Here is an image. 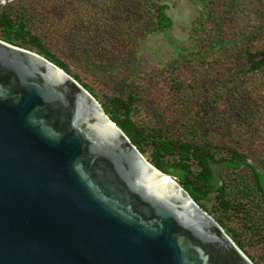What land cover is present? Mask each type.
Segmentation results:
<instances>
[{"label": "water", "instance_id": "obj_1", "mask_svg": "<svg viewBox=\"0 0 264 264\" xmlns=\"http://www.w3.org/2000/svg\"><path fill=\"white\" fill-rule=\"evenodd\" d=\"M0 264H254L45 56L0 39Z\"/></svg>", "mask_w": 264, "mask_h": 264}, {"label": "trees", "instance_id": "obj_2", "mask_svg": "<svg viewBox=\"0 0 264 264\" xmlns=\"http://www.w3.org/2000/svg\"><path fill=\"white\" fill-rule=\"evenodd\" d=\"M136 1L143 5L141 8L145 12L138 19H134L136 27L145 28L141 33L143 36L152 32L163 33L171 27L172 18L167 13L168 6L165 0ZM195 2L204 12V18L199 19L193 29L195 46H192L197 49L192 48L190 52H186L183 48L177 47L178 52L183 56H189L192 52L198 55L200 53L198 48L205 47L207 50H212L213 46L214 51L221 48V50L232 48L234 54L232 60L234 65L230 75L223 77L209 97L202 100L204 107L198 112V116L201 118L206 116L207 119L196 126H186L187 122L195 118L192 113L187 116L185 114L182 117H174L170 113L161 115L160 109L157 108L150 109L156 125L137 124L132 117L134 104L141 101L143 88L152 90L156 81H161L154 77L157 72L146 73L138 84L140 87L117 89L112 94L105 93L104 99L98 101L109 118L126 133L152 165L164 173L178 177L181 185L196 203L214 217L254 264H263L261 260L264 258V253L255 259V255L246 250L244 245L260 241L264 251V173L247 160L246 152L236 147L227 149V157L216 158V152L225 147L209 139V127L219 125L224 118H228L226 122L232 130L234 126H238L239 129L234 130L236 134L242 133L249 127V135L256 137L263 134L264 136L263 129L251 127L259 110L258 101H256V108H247L243 104L238 107L241 109L240 112L230 113L227 116L218 115L220 112L218 109H221L218 107L226 103L232 93L237 92L242 76L247 75L252 78L264 73V0H195ZM237 6L239 8L233 10ZM12 9L6 6L0 11V39L26 49L32 50L33 48L32 51L45 56L78 82L80 81L79 83L96 98L97 93L87 83L81 82L78 74L72 73L68 65L40 41L38 20L33 22L29 17L24 18L21 11L14 12ZM227 14L233 16L235 22L233 26L228 25L230 18ZM241 18L245 19L241 20ZM222 31H227V36H224ZM131 32H122L123 34L119 37L121 44L128 45V39L135 35ZM129 51V54L133 52L132 49ZM129 59L132 61L136 57H129ZM215 62L218 63V59L210 56L202 59L200 65L192 63L187 70L190 71L194 67L196 72L202 75L213 67ZM168 82L169 88L174 89L176 94L182 90L183 85L191 87V84H184L182 78L176 76L168 78ZM263 88L264 84H261L256 90ZM157 103L155 102L156 106ZM183 104L188 110L192 107L187 103L183 102ZM148 106L147 98L146 107ZM175 120L180 127L177 128ZM259 142L264 143V137L259 139ZM259 153L257 160L263 162L264 152L259 151ZM241 165L250 170L249 179H245L242 175H234L232 178L223 176V170L233 173ZM236 176L242 177L237 178ZM256 209L261 210L262 215L254 219L253 211ZM251 211L252 214H250ZM233 215L240 217L243 228L251 230L248 240L241 237L239 229L229 224Z\"/></svg>", "mask_w": 264, "mask_h": 264}, {"label": "rangeland", "instance_id": "obj_3", "mask_svg": "<svg viewBox=\"0 0 264 264\" xmlns=\"http://www.w3.org/2000/svg\"><path fill=\"white\" fill-rule=\"evenodd\" d=\"M165 2L168 6L167 13L172 18L171 27L163 33L152 32L144 36L141 33L145 28L136 27V20L134 21L145 13L141 8L143 5L136 0H3L0 1V11L10 6L14 12L21 11L24 18L29 17L33 22L38 20L40 41L63 60L72 73H77L81 82L87 83L97 93V100H103L105 93L112 94L117 89L140 87L138 84L146 73L157 72L154 77L161 81L157 80L152 90L143 88L141 101L134 104L132 117L137 124L156 125L150 109L159 108L161 115L170 113L174 117L192 113L195 118L187 122L186 126H196L207 119L206 116L204 118L198 116V112L204 107L202 100L209 97L223 77L230 75L234 65L232 62L234 54L232 48L214 51L215 48L212 46V50H207L205 47L198 48L200 50L198 55L192 54L193 52L189 56L181 55L177 47L183 48L186 52H190L192 48L197 49L193 47L195 46L193 29L199 19L204 18V12L195 0H165ZM236 8L239 6L234 7L233 10ZM12 15L14 16L15 13ZM228 18H230L228 25L233 26L235 24L233 16L229 14ZM124 31H132L131 34H135L133 38L128 39V45L121 44L119 39ZM136 31L140 32L135 33ZM222 34L227 36V31H222ZM130 49L133 51L131 54H129ZM210 56L218 59V63L215 62V65L202 75L196 72L194 67L190 71L187 70L192 63L200 65L202 59ZM229 56L231 57L228 58ZM129 57L136 59L131 61ZM262 74L264 75L260 73L252 78L247 75L242 76L237 92L232 93L226 103L218 107L221 108L218 109L220 111L218 115L227 116L230 113L240 112L241 109L238 107L243 104L247 108H256L258 101L259 110L251 127H259L264 132V88L256 90L264 84ZM174 76L182 78L183 83L191 84V87L183 85L182 90L176 94L174 89L169 88L168 82V78ZM259 80L262 82H258ZM147 98L148 107H146ZM155 102H158L157 106ZM183 102L194 109L191 107L188 110ZM227 119L224 118L219 125L209 127V139L225 147L216 152V158L227 157V149L236 147L246 152L247 160L264 173V161L257 160L259 151L264 152V143L259 142V139H263V134L256 137L249 135V127L242 133L236 134L238 126H234L235 131L232 130L226 122ZM175 122L177 128L180 127L176 120ZM249 174L250 170L242 165L233 173L223 170V176L226 175L228 178L242 175L245 179H249ZM253 212L254 219L262 215L259 209ZM237 216L233 215L229 224L239 229L241 237L248 240L251 230L243 228L241 219ZM244 248L253 253L255 259L264 253L260 241L245 244ZM263 259L261 262L264 264Z\"/></svg>", "mask_w": 264, "mask_h": 264}, {"label": "flooded vegetation", "instance_id": "obj_4", "mask_svg": "<svg viewBox=\"0 0 264 264\" xmlns=\"http://www.w3.org/2000/svg\"><path fill=\"white\" fill-rule=\"evenodd\" d=\"M0 1H3V0H0Z\"/></svg>", "mask_w": 264, "mask_h": 264}]
</instances>
